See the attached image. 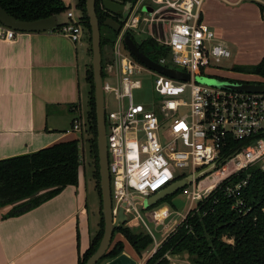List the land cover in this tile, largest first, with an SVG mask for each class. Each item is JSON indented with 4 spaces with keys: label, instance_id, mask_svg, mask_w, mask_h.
Listing matches in <instances>:
<instances>
[{
    "label": "built area",
    "instance_id": "built-area-1",
    "mask_svg": "<svg viewBox=\"0 0 264 264\" xmlns=\"http://www.w3.org/2000/svg\"><path fill=\"white\" fill-rule=\"evenodd\" d=\"M252 1L264 13V0ZM201 4L202 0H136L120 24L110 59L101 61L104 105L107 94L114 103L108 109L105 105L104 114L114 213L126 202V212L134 210L141 218L133 199L136 195L149 197L208 167L204 176L181 188L189 208L179 223L198 201L219 187L234 199L232 208L243 214L249 209L242 191L250 170L264 171V91L224 89L195 80L205 75L209 61L218 63L231 56L227 43L203 24ZM66 17L60 31L79 42L86 33L80 11L68 7ZM163 26L167 28L164 39ZM126 32L134 42L154 40L157 49L167 52L150 59L161 66L180 67L189 79H174L140 63L124 45ZM14 36V30L0 23L1 39L10 41ZM142 73L152 76L154 95L135 102L132 91L142 88ZM77 117L67 132L81 131ZM156 214L157 210L148 211L146 217L158 225L170 212L166 208L161 219ZM170 232L156 241L148 230L154 242L149 256Z\"/></svg>",
    "mask_w": 264,
    "mask_h": 264
},
{
    "label": "crops",
    "instance_id": "crops-1",
    "mask_svg": "<svg viewBox=\"0 0 264 264\" xmlns=\"http://www.w3.org/2000/svg\"><path fill=\"white\" fill-rule=\"evenodd\" d=\"M61 1L65 6L75 7V0ZM208 1L211 6L219 3ZM221 1L238 4L241 0ZM202 4L201 20L210 28L215 23L210 5L204 9ZM241 15L246 22L256 23L257 28H250H256L255 34L264 41V13L258 5L247 6ZM82 39L74 43L59 30L15 31L13 40L0 38V159L77 138L67 130L81 108L82 74L87 83L89 50ZM79 46L83 47L80 52ZM262 60L264 49L253 66ZM212 68L208 67L205 74ZM252 75L259 80L260 74ZM88 89L87 83V99ZM84 171L82 163L77 185L65 186L21 214L4 216L11 206L0 208V264H78L99 222L97 219V228L93 230Z\"/></svg>",
    "mask_w": 264,
    "mask_h": 264
},
{
    "label": "trees",
    "instance_id": "trees-1",
    "mask_svg": "<svg viewBox=\"0 0 264 264\" xmlns=\"http://www.w3.org/2000/svg\"><path fill=\"white\" fill-rule=\"evenodd\" d=\"M103 0H95V11L99 21L101 55L104 46L111 47L118 32L105 26L103 22L112 17L120 24L126 18L136 0H111L122 5V9L110 13L104 9ZM0 6L7 13L21 20H34L59 15L66 11L61 0H0ZM75 8L80 11L83 26L90 43V24L86 15L85 0H75ZM58 23L51 30H61ZM104 30L106 33L104 34ZM130 35L132 38L133 36ZM139 50L151 59L166 54L152 39L135 42ZM103 61V59H102ZM239 70V69H236ZM249 73L263 74L264 60L247 70ZM88 89L87 131L90 156L93 158L95 188L99 197L98 230L91 238L87 250L79 256L78 264H84L97 248L103 234L101 215V193L99 184V165L97 151V129L94 101V87L91 63L86 70ZM82 160L79 152V139L55 143L29 154L0 159V208L11 206L4 216L21 214L32 209L65 186L77 185ZM251 177L242 191L248 211L243 214L232 208L234 199L224 195L222 187L216 188L189 210L184 220L172 230L147 257L145 264H172L170 257L186 253L189 264H264V171L251 168ZM231 181H235L232 179ZM181 193V189L164 197L155 206ZM27 205L26 210L21 207ZM171 205H173L171 203ZM137 227V225H134ZM120 232L132 247L137 257L153 244V239L144 230H132L126 223L115 226L113 234ZM112 234V236H113ZM112 241V239H111ZM124 245L121 241L104 253L100 261H108L119 256Z\"/></svg>",
    "mask_w": 264,
    "mask_h": 264
},
{
    "label": "rangeland",
    "instance_id": "rangeland-1",
    "mask_svg": "<svg viewBox=\"0 0 264 264\" xmlns=\"http://www.w3.org/2000/svg\"><path fill=\"white\" fill-rule=\"evenodd\" d=\"M219 3H214V5L211 6V2L208 0L203 1V8L206 9L209 6L210 15L213 17V20L215 23H211L210 29H212L216 36L223 39L231 52V56L227 59H221L220 62L215 63L213 60L209 61L210 67H214L210 69V75L206 73L204 76H212L216 78H221L224 80H230L233 82L237 81H249L250 83H264V75L260 74L259 80L255 79V76H253V73L247 72L251 66H253V63H256L259 58V54H262L264 49V41L263 39L258 35H256V23L246 22L245 18L241 15V12H243L247 6L254 5L255 2L252 0H241L238 4H230L226 3L224 1L218 0ZM74 8V7H72ZM250 9V8H249ZM67 20L66 17V11L60 13L58 15V21L59 23L65 22ZM263 23V22H262ZM251 26H254L256 28H250ZM252 30V31H251ZM104 34L106 33V30L103 31ZM167 28L163 26V39L166 37ZM138 39V36L135 37V41ZM88 47V50L90 49V43L87 40V33H85L84 39H82ZM83 47L79 46V52L81 51ZM88 62L91 63V52L88 51ZM111 55V47L108 45L104 46L102 49V59L103 60H109ZM83 60H80L81 69L84 70V65L82 63ZM170 68L181 70L180 67L176 65H170ZM216 69V70H215ZM239 69V70H236ZM262 75V76H261ZM201 75H197L195 77V80L202 85H209L207 83H204L202 81H198L196 78ZM84 75H81L82 79V98H81V108H80V115L77 113V118H80L82 122V128L81 131L74 132L77 136V139H79V152L80 156L84 155L83 160V166H84V175L87 180V186H88V193H87V208L89 210V217H90V225L91 228L94 230L97 228L96 222L97 219L99 220V200L98 196L96 194L95 188H93L94 184V178L92 176L93 173V158L90 156V149H89V133L86 130L87 125V111H88V105H87V83L84 79ZM139 79L142 81V88L137 90H133V100L135 102H141L144 98H148L150 96L154 95L153 89H152V76H148L147 73H142L139 76ZM261 81V82H259ZM106 103L105 105L110 108V106H114V103L112 101V96L106 95ZM186 172V170H183ZM82 172V171H81ZM83 178L81 173V179ZM171 203L164 202L160 204L159 206H156L154 208L144 209L143 204L135 200L134 203L136 207L139 209V213L141 215V218L137 217V214L134 210L128 213L129 221L126 223L128 227H130L132 230H144L145 232H148V230H151L153 233L154 240L159 241L163 238L164 235H166L168 232L171 231L172 228H174L182 219V215H184L188 208H189V201L187 197L181 193L173 196L171 199ZM163 206H167L168 210L170 212V215L168 218L164 220V222L156 225L154 221H151L146 217V213L148 211L158 210L159 208H162ZM134 225H137L135 227ZM118 241H121L124 245L122 253H127L135 259L136 264H143L144 260L150 255L151 251L154 248V245H150L146 251L142 253V258L137 257V255L134 253L132 247L128 244V242L125 240L124 236L116 231L112 236V241L110 243L109 249L114 246L115 243ZM154 243V242H153ZM121 253V254H122ZM172 264H189L186 253H183L181 255H176L174 257H170ZM108 262V259L100 261L98 264H105Z\"/></svg>",
    "mask_w": 264,
    "mask_h": 264
},
{
    "label": "water",
    "instance_id": "water-1",
    "mask_svg": "<svg viewBox=\"0 0 264 264\" xmlns=\"http://www.w3.org/2000/svg\"><path fill=\"white\" fill-rule=\"evenodd\" d=\"M86 15L90 24V37H91V68L93 75L94 87V101H95V114H96V129H97V151H98V165H99V184L101 193V215L103 218V234L100 242L95 251L89 256L84 264H96L104 253L108 250L113 229L115 226L127 223L130 219L126 212V202H122L117 208L116 213L113 212L110 178L108 172V158L106 149L105 137V105H104V92L102 88V71H101V48H100V29L99 21L95 11V0H85ZM102 5L105 10L110 13L117 12L122 9V5L115 1L103 0ZM145 10L151 11L149 8ZM57 15H51L45 18L34 20H21L11 14L7 13L5 9L0 6V23L7 28L14 31L21 32H41L53 29L57 24ZM103 24L113 31L120 30V23L112 17H107ZM123 42L127 50L142 64L148 68L155 70L168 77L178 80H188L189 74L172 69L169 67L161 66L152 61L149 57L144 55L129 34H125ZM211 86H216L224 89L245 91V92H263L264 83H250V82H233L212 76L201 75L196 78ZM210 167L197 171L194 175H188L182 179L173 181L166 188L154 193L149 197H142L136 195L133 199L138 200L143 204L144 209H149L155 206L164 197L175 193L185 185L189 184L193 179L197 180L204 176ZM27 205L21 207V210H26ZM105 264H136L135 259L129 255L122 253L114 259L106 262Z\"/></svg>",
    "mask_w": 264,
    "mask_h": 264
},
{
    "label": "bare ground",
    "instance_id": "bare-ground-1",
    "mask_svg": "<svg viewBox=\"0 0 264 264\" xmlns=\"http://www.w3.org/2000/svg\"><path fill=\"white\" fill-rule=\"evenodd\" d=\"M166 212V208L165 207H162V208H160V209H158L157 210V216H158V218H160L161 219V217L163 216V214Z\"/></svg>",
    "mask_w": 264,
    "mask_h": 264
}]
</instances>
